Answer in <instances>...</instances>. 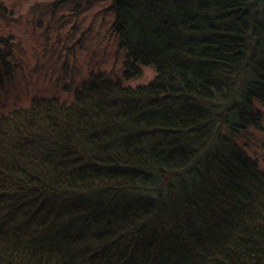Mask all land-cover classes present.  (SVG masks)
Segmentation results:
<instances>
[{
	"label": "trees",
	"instance_id": "1",
	"mask_svg": "<svg viewBox=\"0 0 264 264\" xmlns=\"http://www.w3.org/2000/svg\"><path fill=\"white\" fill-rule=\"evenodd\" d=\"M108 1L121 72L0 97V264H264V0Z\"/></svg>",
	"mask_w": 264,
	"mask_h": 264
},
{
	"label": "rangeland",
	"instance_id": "2",
	"mask_svg": "<svg viewBox=\"0 0 264 264\" xmlns=\"http://www.w3.org/2000/svg\"><path fill=\"white\" fill-rule=\"evenodd\" d=\"M8 15L0 12V34L13 36L20 65L16 79L0 94L7 106L17 99L30 101L37 89L51 96L72 99L75 89L91 73L116 74L125 67L127 53L120 49L113 31L115 21L108 0H0ZM106 10V11H105ZM125 85L147 84L155 76L150 67ZM264 111V106H260ZM264 115V113H263ZM226 132V131H224ZM259 152L264 148V131L245 136Z\"/></svg>",
	"mask_w": 264,
	"mask_h": 264
}]
</instances>
